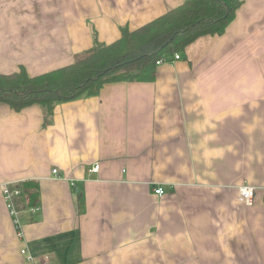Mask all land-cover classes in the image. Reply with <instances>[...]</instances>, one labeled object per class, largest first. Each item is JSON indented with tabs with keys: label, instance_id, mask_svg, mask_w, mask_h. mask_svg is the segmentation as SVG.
<instances>
[{
	"label": "crops",
	"instance_id": "1",
	"mask_svg": "<svg viewBox=\"0 0 264 264\" xmlns=\"http://www.w3.org/2000/svg\"><path fill=\"white\" fill-rule=\"evenodd\" d=\"M186 1L0 0V73L70 65ZM239 1L154 81L58 102L46 126L0 105V264H264V0ZM26 180L41 201L14 196L20 235L4 188Z\"/></svg>",
	"mask_w": 264,
	"mask_h": 264
},
{
	"label": "trees",
	"instance_id": "2",
	"mask_svg": "<svg viewBox=\"0 0 264 264\" xmlns=\"http://www.w3.org/2000/svg\"><path fill=\"white\" fill-rule=\"evenodd\" d=\"M240 4L239 0H187L137 30L123 27L120 39L111 44L95 37L94 45L78 53L70 65L37 76L24 70L0 73V105L15 111L40 106L46 126L58 102L98 95L109 82L154 81L160 60H171L201 36L223 34ZM20 187L27 206L40 205L37 181L26 180Z\"/></svg>",
	"mask_w": 264,
	"mask_h": 264
},
{
	"label": "built area",
	"instance_id": "3",
	"mask_svg": "<svg viewBox=\"0 0 264 264\" xmlns=\"http://www.w3.org/2000/svg\"><path fill=\"white\" fill-rule=\"evenodd\" d=\"M179 59H181V56H180V54L176 53L174 55V58H172L171 60H163V61L160 60L158 62V64H160L162 62H173V61H176ZM99 169H100V164H96L91 170L93 172H98ZM53 172L56 174L58 172V170L54 169ZM255 190H256L255 187L250 186V185L241 186L240 187V195H241L242 201H244L247 205H253ZM155 193L161 196L165 193V191L162 187H158V188H155ZM21 194H22V191L19 188L11 189L8 186H5V188H4V196L6 199L7 206L10 210L11 215L14 217V224L16 225L18 230H20L19 231L20 235L22 233L21 232V224H20V220L18 218L19 211L16 209V204L14 202V196H19ZM35 210H37V209H35ZM21 252L23 254L27 253L25 248H23ZM28 259L30 261L31 260L33 261V257L31 255L30 256L28 255Z\"/></svg>",
	"mask_w": 264,
	"mask_h": 264
}]
</instances>
